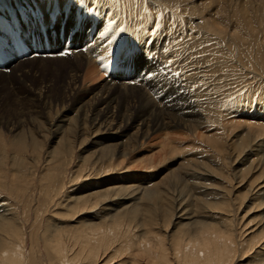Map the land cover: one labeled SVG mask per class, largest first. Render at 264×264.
Instances as JSON below:
<instances>
[{"label":"rangeland","instance_id":"374dc122","mask_svg":"<svg viewBox=\"0 0 264 264\" xmlns=\"http://www.w3.org/2000/svg\"><path fill=\"white\" fill-rule=\"evenodd\" d=\"M133 1H135V3ZM160 1V6L162 5V7H165L164 9L173 11V8H171L173 4L167 3V0ZM175 1L180 3H186L184 1H187L188 3L195 4L201 2L199 5L203 6V9L198 8L200 12L196 9L195 17L193 10H187L185 12L186 9H183L184 4H181L179 17L174 16L171 17L173 19H170L164 15L165 12L162 13V8L156 4L159 3L158 0H69L65 8L62 9V12L59 13L58 9L55 11L56 13L58 12L61 14V16H59L62 17H59L58 21L55 23L56 27L54 25V27L52 26L53 28H49L52 23L44 25L46 28L48 27L49 43L37 40L35 42V47L38 50L34 49V52L31 53L30 51L23 55L22 51L18 52L17 50L4 52V48L0 46V50L3 52V60L2 64H0V131L4 136V140L0 141V201L2 199V201L4 200L9 204L8 206L11 210L10 215L14 216V223L23 226L22 232H24V242L22 245L25 249V255L30 256L29 264H58L56 263L57 256H55L57 254H54V252H56L54 249L55 243L52 241L53 239L55 241L54 236H58L57 234L67 231L69 234L67 232V234L64 233L66 235L64 236L65 239L68 240L71 233L70 239L75 241L78 234L82 233L81 231L85 229L87 224L101 221V215H103V210H105L104 206L103 209L101 206L91 210L86 209L80 211L75 208L68 211L67 207L62 205L55 207L54 202L58 201V199L64 198L69 192L72 193L80 188H86L90 182H95L99 185L98 180L102 182L107 179L108 181L113 180L114 185L120 184L125 186L156 183L165 178L166 172L178 168L181 163L183 165L185 163L188 167H191V164L195 165V163L202 164L203 162H207L210 168H213V166L215 167L216 165L217 167H221L222 165L225 166L227 163L225 166L227 171L226 174H229V172L231 174L232 172L235 173L237 170L236 163L234 162L235 159L247 163V158H249V160L254 159L255 161H258L260 157L263 158L264 155L262 154L264 149L262 148L264 146H262V139L264 138V109H260V104L264 100V0H222L216 2L214 0ZM147 2L149 5H146ZM29 3L34 6L33 0H0V20H4V15L16 14L15 16H18L20 23L24 24L25 19H30L34 24L37 20L35 17L38 15V12L36 7L33 9L28 6ZM89 4H94L91 6L93 8L87 9ZM223 5L225 6L224 9L221 8ZM103 6L105 8H103ZM100 8H103L108 14L110 13L109 16L113 19L118 18V20H120L123 17L124 23L122 22V19L120 20L123 27L130 25L128 21L131 23L133 22V26L130 25L131 29H134V31L140 35L145 32L149 33V31L151 33L157 32V36H159V34L164 35V41H167L166 37L171 33L175 34V31L177 30V35L181 37L177 44V51L175 52V58H177V61H182L180 62L181 65H187L191 62L192 64L197 63L201 69L207 68L206 66L210 65V70L207 75L208 78L205 81H209V84H211H206L204 86L205 89L200 86L202 94L201 99L196 101V103L200 104V108L204 113L199 114V116H201L200 119L204 121L205 128L210 130L209 132H206V135L215 134L213 137L216 138L219 135L220 144L226 143L225 146H228L232 142V139L238 141L236 138L234 139L235 135V137L240 139L238 144H241V146L236 147V156L229 155L228 147V150L227 148L223 150L224 153L226 151L225 154L223 153V156L218 150L215 151V149L211 147V143L206 142L201 138V129L203 130V127H196L195 130H192V133L189 130L187 131L184 127L175 126L170 127L167 130L152 132L143 141L137 142V144H135L134 141H131L127 149V159H124L121 165H117L116 163L117 161L121 162L123 160L121 157L122 155L120 156V153L114 152V158L112 161L113 166H110V148L107 147H104L103 151L109 152H106V155L98 158L96 151L97 147L95 144L90 143L93 139V127H90L89 123L88 125L86 124L83 126H80V124L87 121L89 122V120L93 118L94 103L91 104V102L94 101V98L101 91V86L116 89L118 78H126V80L154 78V74L151 72H145L153 65L150 56L147 53L142 52L141 45L136 43L139 48L137 47L135 49L134 47L131 52H127L126 60L121 61L120 58H118V63L120 65L114 70L115 72L108 71L114 60L115 63L117 62V53L114 55L112 63L110 62L107 69H105V65H102L99 67V69H101H98L99 72L97 71V74L92 73L85 79H83L81 73L80 82L82 83V86L80 91L76 92L72 89L74 87L73 84V87H70L69 70L70 67L76 66L78 62L74 59V54L70 52L65 54L60 53V51H62L61 41L66 43L67 40L64 41L63 39L67 37L70 31L77 28L78 30H76L75 34L72 36L73 39L70 41L75 42V40H78L79 44L77 45L82 49L87 43V36L94 34L97 26H99V13L97 11ZM96 9L97 11L95 12ZM217 9H219V13L214 12ZM213 12L216 16L218 14L217 17L224 23V25H222L224 30H222L223 32L221 33L217 31L214 32V30H209L208 28L207 15L212 16ZM111 14H113V16ZM23 15H27V17L24 18L22 17ZM188 17L195 21L194 29L192 30H186ZM61 19L63 25L60 23ZM165 21L168 23L170 22L171 26ZM228 23L230 25H228ZM14 25L15 24L12 22L11 26ZM92 26H94V28H92ZM35 30L38 33L37 26H35L34 31ZM52 30L54 31L51 32ZM208 30L210 33L207 32ZM234 31L237 34L234 33ZM235 34L237 36H235ZM240 36H242V38ZM136 37L138 36L136 35ZM221 37L222 39H220ZM91 38L92 37H90V41ZM133 41L135 40H131V38L126 39L129 50H131L130 47ZM45 44H48L49 47L46 48ZM204 47H207V49ZM209 47H213V50ZM17 49L21 48L17 47ZM208 49H210V51H208ZM197 51L199 52L197 53ZM200 52L202 55L199 54ZM195 53H197V55H195ZM221 54L222 56H220ZM199 55L203 57H200ZM184 61L187 62V64H184ZM219 66L221 67V70ZM171 68L174 69L176 67ZM147 73L148 75H146ZM161 73L166 75L165 71L161 70ZM98 74H100L101 77L100 75L98 76ZM95 75L97 76L94 80L91 76L95 77ZM90 78L93 80L92 82ZM103 83L108 85L105 86ZM213 83L215 84L212 85ZM191 85H193V82H191ZM211 85L213 88H211ZM146 86L148 87L147 92L149 99L154 103L156 102L158 105L163 106L165 102L160 93H157L158 90L152 88L150 83ZM191 88L192 90H190V92L194 91L192 92L193 95L199 94L200 91L198 92V88L194 89L193 86H191ZM216 88L219 89L220 92L217 93L215 90L214 93V89ZM112 93L117 94V91ZM211 93L214 95H211ZM253 97L256 101L261 97L262 101L254 102L252 106L247 104L248 99L250 101ZM245 98L248 99L246 100ZM219 103L221 105L219 110L223 111L222 114L227 113V116H223V119H225L218 122L214 115H217L220 112H214V109L216 106L218 107ZM81 107L82 109L80 110ZM113 109L117 112V109L112 108V110ZM85 116L87 117L85 118ZM68 118L74 120L70 127L65 121H63ZM231 122L234 123L232 124ZM215 123H218L219 125L222 124L220 128H217L215 126H218V124ZM56 124L64 128L62 132L65 131L62 133L58 130L55 126ZM250 124H255L256 129L253 126H251V129ZM222 126H224V128H222L224 131L221 129ZM227 127H231V130ZM262 127L263 129H261ZM103 128L104 126L101 127L100 134L97 137L98 141H101L98 143L100 146H108L115 144L117 141L121 142L123 140V137L121 140H116L117 138L114 137L111 130ZM254 129L256 131H254ZM165 131L167 132L165 133ZM250 131H253L252 133L254 134L251 135L255 136L252 141L250 135L248 136L247 134ZM220 135H222L223 138L220 137ZM19 138L23 139L24 142H21ZM220 139L223 140L221 141ZM259 142L261 144L257 146ZM172 146L175 147L176 153H174L175 150L173 153L170 152L169 149ZM208 146L210 150L207 149ZM245 146H248V148ZM253 146L256 147L255 150ZM243 149L244 152H240ZM203 150H207V152ZM152 155L157 156L155 161L152 160ZM209 155L212 156L210 157ZM227 156L232 160H228ZM224 159L226 161H224ZM263 160L264 158L261 159V161ZM246 163V166L244 164L239 166L237 170L239 171V175L241 168V173H243V170L244 174L248 173L247 166L249 165L247 164L250 162ZM109 166L112 169L105 173L106 175L103 176L100 174L105 167ZM92 168L99 169L95 172H87ZM254 169L256 170V168ZM255 170L254 175L258 178V176H260V171ZM184 171L185 169L182 170L181 173L184 174L186 172ZM81 173H89L90 179H84L86 178V175L83 174L81 176ZM252 173L253 172L248 173V177L245 178L241 175L240 178H233L231 176L228 188L232 187V185L235 186V184L236 186H239V184L241 185V183H238L240 181L245 185L242 186V184L237 187L238 190L234 191L231 188L232 191H230V194L232 195V199L233 197H236V199L235 201L233 199L230 205H226L223 208L208 209L203 206L200 207L192 204L188 206V211L194 212V219L203 218V215L213 213L214 211V215L220 213L231 217V224H233L232 229L235 235H238V233L241 232V225L245 222L251 221V226L257 221L260 224L263 222L261 219L264 218V195L257 193L254 198L253 196H251V198L244 196V194L247 195L246 192L248 191V188L253 184L251 181L253 178H249L252 176ZM98 174H100L99 178L97 177ZM223 177L225 179L227 178L226 176ZM178 180L180 179L176 178L170 180V184L167 183L168 186H166V184L163 185L164 189L170 188L169 191H172V188L173 190L176 189L180 191L182 188L180 183H177ZM109 185L112 184H104V187ZM191 193L193 194V190ZM200 194L202 193H196L195 196L201 198L205 196L204 194H202V196ZM119 196H121V194ZM210 196L212 197L213 195H209L208 197ZM243 198H245V200ZM136 201L141 204L144 203L143 199H138ZM122 213L124 218L121 217L120 220L124 223H128L127 214L124 211ZM163 213L164 210L162 208L159 207L156 209L155 216L158 218V222H161L164 218ZM138 215L141 221L150 217L149 213L144 209H142ZM178 219L176 220L179 221L177 226H181L184 222L189 221L181 218ZM194 219L192 218L191 220ZM133 222L134 221H131L130 224ZM258 223L256 224L257 226ZM172 225L169 233L177 229L175 225ZM70 227L71 229H69ZM72 229L74 232H72ZM77 231L78 234H76ZM139 231L143 232L141 229ZM126 234H128V231ZM3 235L0 231V236ZM129 236L130 232L128 236L120 235V240L114 245L115 248L113 247L114 249L101 255V258L99 259L100 264H128L127 243ZM19 237L20 235L18 236L17 241L21 240ZM249 237L252 238L251 244L255 245L259 236L254 237L255 239L251 235L247 236V238ZM76 242L74 250H81L83 242L81 240ZM258 244L261 243L259 242ZM258 246L257 249H261V246ZM117 248H120V250L116 251ZM249 250L245 255H242V253L237 254L232 264H253L255 260L254 256L256 254L255 247L252 248V250Z\"/></svg>","mask_w":264,"mask_h":264},{"label":"bare ground","instance_id":"6f19581e","mask_svg":"<svg viewBox=\"0 0 264 264\" xmlns=\"http://www.w3.org/2000/svg\"><path fill=\"white\" fill-rule=\"evenodd\" d=\"M148 1H153V0H148ZM214 1L216 2V1H222V0H214ZM68 2L69 0H33L34 6H32V4L30 3L28 6L32 7L33 9L36 7L37 12H39V18L37 14H36L37 16L35 17V19L37 18L36 20L37 25L35 23L33 24V22L30 21V19L29 20L25 19L24 20L25 26H24V24L19 22L18 16H15L16 14L4 15L3 16L4 20L3 21L0 20V46L4 48L3 49L4 52L14 51L15 46L21 48V50H18V51H22L23 52L22 55L29 53L30 51L32 53L34 52V49L38 50L35 47L36 41L35 42L32 41L34 37V34L32 32L34 31L35 26L39 28L43 25L50 24L52 22L53 12H55L56 9H58L59 13L62 12V9L65 8ZM133 2L135 3V1ZM158 2L159 3H156V4L160 6L161 1L158 0ZM184 2L186 3H180L175 0H167V3L173 4V6H171V8H173V11L164 9L165 7H162V5L160 6L162 8L161 11L162 13L165 12L164 15L166 17L173 19L171 17H174V16L179 17L181 4H184L183 5L184 7L183 6L182 7L183 9H186L185 12L187 10H191V11L193 10V12L195 13L196 9L198 8L203 9V6L199 5L201 2L197 4L188 3L187 1H184ZM147 4L148 2L146 3V5ZM93 5L89 4L87 9L93 8L91 7ZM54 6H58V7L54 9ZM104 6L103 8L106 7ZM224 7L225 6L223 5L221 8L224 9ZM103 8L98 9V11L97 9L95 10V12L97 11L99 13V16H98L99 26H97L94 34H90L87 36L88 38L87 43L86 45L83 46L82 49L79 47V45H77L79 44L78 40H75V42L70 41L66 43L65 42L63 43V41H61V49L62 50L65 49V51H68L74 54L73 57L78 62L76 66L70 67V70H69L70 87L73 84L74 87L72 86L73 87L72 89H74L76 92L80 91L81 86H82V83L80 82L81 73L83 75V79H85V78H88V75H91L92 73L97 74L99 70L101 69V68L99 69V67H101L102 65H105V69H107L108 66L110 65V62L112 63V59L114 58V55L116 53H117L116 56L120 57L121 61L126 60L127 58L126 54L129 50V46L126 43V39H129V38H131V40L134 39L136 41V42L135 41L132 42V45H134L133 47H135V49L138 47V45H141L142 52H145L150 56L153 65L152 67L149 68V70L145 72H148V73L151 72L152 74H154V78H150V79L143 78L142 80L138 78L131 79V80H126V78L124 79L118 78L117 79L118 85L116 89H113L111 87L101 86V91L94 98V101L91 102V104L94 103L93 118H91L89 122L87 121V122L80 124V126H83L86 124L88 125L89 123V126L93 127L92 129L93 139L91 141L89 139V141L90 143L95 144V146L97 147L96 151H97L98 158L106 155V152L107 153L109 152V151H106V152L103 151V148L107 147V148H110L109 149L110 150L109 157H111L110 166H113L112 161L114 158V152L120 153V156L122 155L121 157L123 160L121 162L117 161L116 163L117 165H121L124 159H127V156H128L127 149L131 141H134V143L137 144V142L143 141L152 132L159 131V130H165V129L167 130L170 127H175V126L184 127L187 131L189 130L191 132L192 130H195L196 127H203V130L201 129V132H202L201 138L204 139L206 142L211 143L210 145L213 149H215V151L218 150L220 153H222V156H223V153H224L223 150H225L228 147L229 155L236 156L235 155L236 147L241 146V144H238L240 139H238V137H235L236 136L235 135L234 139L236 138L238 141H234L232 139V142L228 146H225L226 143L220 144L219 135L217 137L218 139L216 137H213L215 134L209 135L207 133L208 135H206V132H209L210 130H207L205 128L204 121L201 120L200 119L201 116H199V114H204V113L202 109L200 108V104L196 103V101H198V99H201V95H202L200 91L201 87L205 89L204 86L206 84H209V81H205V80L208 78L207 75L210 70L209 69L210 65L206 66L207 68L201 69L199 68L198 66L199 64L197 63L192 64V62L190 61L191 63L187 64V62L184 61V64L186 63L187 65H181L180 62L182 61L180 62L177 61V58H175V52L177 51L176 50L177 44L179 42V39L181 38L179 35H177L178 34L177 30L175 31V34L171 33L168 37H166L167 41H164L165 40L164 35L159 34V36H157L158 35L157 32L151 33L149 31V33L145 32L140 35L136 31H134V29L133 30L131 29V26H133V22L131 23L130 21H128L131 26L126 25L125 27H123L122 26V22L124 23L123 17L121 18L122 22H120L121 19L120 20H118V18L113 19L111 18V16H109L110 13L108 14L106 11H104ZM40 12L43 16V17L41 16L42 18L41 23H40ZM198 12H200L199 9H198ZM214 12L219 13V9H217ZM214 12L212 13L213 14L212 16L207 15L208 16V21H207L208 28L209 30H214V32L217 31L221 33L223 32L222 30H224V27L222 26L224 25V23L221 22V20L217 17L218 14L217 16L214 15ZM9 15H10V20H9ZM111 15L113 16V14ZM23 17L26 18L27 15H23ZM195 17H196V13H195ZM12 22L18 28L16 33L11 32L10 25L12 24ZM128 22H125V23H128ZM165 22L169 26H171L170 22L169 23L167 21ZM194 22L195 21H193L191 18L188 17V20L186 22V30L194 29ZM229 23L228 25H230ZM49 28H51V26H49ZM13 29H14V26H13ZM209 30L207 32H209ZM235 31L234 33H236ZM34 32L35 34H37L36 30ZM236 34L235 36H237ZM136 35L138 37H136ZM7 36L9 38L8 40L6 38ZM90 37H92L91 41H90ZM240 37L242 38V36ZM148 38L150 39V41ZM220 39H222V37ZM19 42L20 44L22 43L21 45L22 47L19 45ZM205 49H207V47ZM217 49H220V48H217ZM208 51H210V49H208ZM198 52L199 51H197V53ZM197 53H195V55H197ZM199 54H201V52ZM220 56H222V54ZM200 57H203V56H200ZM211 61H212V58H211ZM171 67L173 68L176 67V68L172 69ZM161 70L165 71L166 75L161 73ZM220 70H221V67H220ZM148 73L146 75H148ZM99 75L100 74H98V76ZM96 76L97 75H95V77L93 76L91 77L92 79H94L96 78ZM92 79H91V82L93 81ZM191 82H193V85H191ZM149 83L151 87L154 89H157L158 90L157 93H160V95L163 97V100L165 102L163 106L158 105V103L156 102L154 103L153 101L149 99L148 92H147L148 87L146 86ZM214 84L215 83H213L212 85ZM191 86H193L194 89L198 88V92L200 91L199 94L193 95L192 92L194 91L190 92V90H192ZM211 88H213V86ZM215 90L217 93L220 92L219 89L216 88L214 89V93H215ZM114 91H117V94L112 93ZM212 93L211 95H214ZM202 98H205V97H202ZM245 99L247 100L248 98H245ZM261 101H262L261 97L257 101L253 97L250 99V101L248 99L247 104H250L252 106L254 102H261ZM214 105H218V104H214ZM260 105H261L260 109H264V100L261 102ZM220 106L221 105L219 103L218 107L216 106V108L214 109V112H220L219 114L214 115L216 116L215 118L216 120H218V122L225 119V118L223 119V116L225 117L227 116V113L222 114L223 111L219 110ZM112 108L117 109V112L114 109L112 110ZM81 109L82 107L80 108V110ZM86 117L87 116H85V118ZM63 121H65L66 124L69 125L70 127L72 126L74 120L72 118H68ZM234 122H231V123L233 124ZM215 124H218V123H215ZM221 124L220 125L218 124V126H215V127L220 128ZM55 126L61 132L64 129L60 127L58 124H56ZM102 126H104V128H107V130H111L114 134V137L117 138L116 140H121L122 137H123V140L121 142L117 141L115 144H111L108 146H100L98 144L100 140L98 141L97 137L100 134V129ZM251 126H253L256 129L255 124L254 125L250 124V128ZM222 128H224V126H222L221 129ZM228 129L231 130V127ZM255 129L254 131H256ZM261 129H263V127ZM166 132L167 131H165V133ZM252 132L253 131H250L249 133H247L248 136L250 135L251 141L254 140V137H255L251 135V134H254ZM256 133H259V132H256ZM220 137L223 138L222 135H220ZM2 140H4V136L2 132L0 131V141ZM19 140L21 142H24L23 139L21 138H19ZM220 140L222 141L223 139H220ZM260 144L261 143L259 142L257 146H259ZM262 144H263L262 146H264V138L262 139ZM245 147L248 148V146H245ZM255 148L256 147H254V150ZM207 149L210 150L209 146ZM262 149H264V147ZM169 150L171 153H173L175 150V147L172 146ZM179 151H180V148H179ZM203 151L207 152V150H203ZM240 152H244V149ZM174 153H176V150ZM262 155H264V152ZM156 158H157L156 155H152V160L155 161ZM263 158L260 157L258 161H255L254 159L249 160V158H247L248 159L247 163L250 162L249 164L241 160L235 159L234 161L236 163L237 170L239 166H242V164L245 165L246 163L247 165H249L247 166L248 173L253 172L252 176L249 177L251 179L253 178L251 180L253 184H251L250 188H248V191L246 192L247 195L244 194V196L248 198H251V196H253L254 198L255 194L257 193L264 195V160L261 161V159ZM227 159L232 160L229 156H227ZM224 161L226 160L224 159ZM181 164L178 168L171 169L168 172H166L165 178L162 179V181L160 180L159 182H156V183H148L146 185L138 184V185H128V186L126 185L125 186V185H120V184L114 185L113 180L108 181L106 179V180H103L102 182L98 180L99 185L96 184L95 182H90L86 186V188H80L72 193L69 192L68 194L66 192L67 195L64 198H60L58 199V201L54 202L55 207L62 205V206H66L68 211L72 210V208L79 209L78 211H80V210H86V209L91 210V209L101 207V206L103 209V206H104L105 210H103L104 213L103 215H101L100 222L87 224V226H85V229H83L81 231L82 233L80 234H78V231H77L76 234H78V236L76 237L75 241L74 240L72 241L70 239L71 233H70V238L68 240L65 239L64 237L66 236L65 234L67 233L69 234V232L67 231H66L67 233L63 231L65 234L61 232L57 234L58 236H54L55 241L54 239L52 241L55 243L54 249L56 252H54V254L55 253L57 254L55 255L57 256L56 263L58 264H100L99 259L101 258V255L115 248L114 245L117 241L120 240V235L128 236L130 232V236H129L128 243H127L128 245V248H127L128 264H232L237 254L242 253V255H245V253L249 249L252 250V248L254 247H255L256 254L254 253L255 260L253 264H264V243H263L264 241V220L263 219L264 218L261 219L263 222L259 224L257 221L252 226H251V221L243 223L241 225L242 227L241 232H239L240 234L238 233V235H235L232 229L233 224H231L232 222L231 217L222 215L220 213H217V215H214V212H215L214 211L213 213L203 215L202 216L203 218L194 219V212L188 211V206L192 204H195L200 207L203 206L208 209L223 208L226 205H230L232 203V200L234 199L235 201L236 199V197L235 198L233 197L232 199V195L230 194V191H232V189L233 191L238 190L237 187L243 184V182L240 181L238 183H241V185L239 184V186H236L235 184L234 186L231 184L232 187L228 188V184H229V180H231V176L233 178H240V175H241L243 176V178H245V177H248V173L244 174V170H243V173H241L242 172V168H241L240 175L238 174L239 171L237 170L235 173L231 171L233 174L232 173L230 174V172L229 174H226L227 171H226L225 166L227 163L225 164V166L222 165L224 167L222 166L217 167L216 165L215 166L216 168L213 165H212L213 168H210L207 162H203L202 164L195 163V165L191 164V167H188L185 163L184 165L183 164L181 165ZM110 166L105 167L103 169V172H101L100 174H102L103 176L106 175L105 173L109 172L112 169ZM254 168H256L257 171H260L259 173L260 176H258V178L256 175H254V170H255ZM98 169L99 168H92L91 170L87 172L89 173L95 172V171H98ZM184 169L186 172L184 171L185 173L182 174L181 172ZM89 173H81L80 175L82 176L84 174L86 175V178L84 179H88L90 177ZM100 174H98L97 176L98 178ZM223 176H226L227 180ZM176 178L180 179L178 180L177 183H180L182 189H180L179 191L176 189L173 190L171 188L172 191H169L170 188L168 189L166 187L168 186L167 183H169L170 180L176 179ZM104 184H112V185L104 187ZM165 184H166L165 187L167 189H164L163 187V185ZM244 185L245 184H243L242 186ZM185 189H186V192H185ZM192 190H193V194L191 193ZM196 193H202L206 197L204 196L203 198H201V197L195 196ZM120 194L121 196H119ZM202 194L200 195L202 196ZM209 195H213V196L208 197ZM138 199H143L144 203L141 204L137 202L136 200ZM243 199L245 200V198ZM8 205L9 204H7L6 201L4 200L2 201L1 199L0 201V231H1V234L2 235L4 234V235L0 236V264H29L30 256L25 255L26 254L25 249L22 245V243L24 242V235H23L24 232H22L23 226L19 224L16 225L14 223L15 221L14 216L10 215L11 210ZM159 207L164 210V213H163L164 218L162 219L163 223L162 221L158 222L157 221L158 218L155 216L156 209H158ZM142 209L146 210L150 216L148 218H145L144 221H141V219L138 217L139 216L138 214ZM122 210L127 214V217H128L127 220L129 221L128 223H124L120 220L121 217L124 218ZM178 218L186 219L189 221L184 222L183 224H181V226H177L179 221H176V220ZM192 218L194 220H191ZM131 221H134V222L130 224ZM257 223H258V226L256 225ZM172 224L175 225L177 229L169 233V231L171 230ZM69 229H71V227ZM73 229H72V232H74ZM140 229L143 230V232L139 231ZM127 231H128V234H126ZM19 235H20L19 238L21 240L17 241V238ZM248 235H251L253 238L259 236L258 241H256L255 245L251 244L252 238L251 237L247 238ZM79 240L83 242V246L81 245L82 246L81 250L76 251L74 250V247L77 243L76 241H79ZM259 242L261 244H258ZM258 245L261 246V249H257ZM119 250L120 248L116 249V251H119Z\"/></svg>","mask_w":264,"mask_h":264},{"label":"snow or ice","instance_id":"6c2138e0","mask_svg":"<svg viewBox=\"0 0 264 264\" xmlns=\"http://www.w3.org/2000/svg\"><path fill=\"white\" fill-rule=\"evenodd\" d=\"M201 255H202V253H201Z\"/></svg>","mask_w":264,"mask_h":264}]
</instances>
